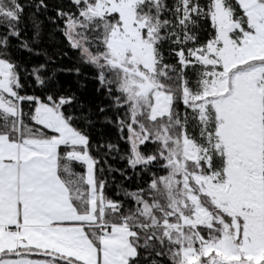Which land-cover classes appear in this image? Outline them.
<instances>
[{"label":"rangeland","instance_id":"374dc122","mask_svg":"<svg viewBox=\"0 0 264 264\" xmlns=\"http://www.w3.org/2000/svg\"><path fill=\"white\" fill-rule=\"evenodd\" d=\"M143 1L88 3L78 14L67 16L68 39L78 50L80 60L96 69L104 85L113 83L108 78L110 71L120 72V83H113L120 93L112 102L114 108L126 109L130 115L126 125L130 163H144L146 158L140 147L146 140L161 144L164 158L161 181L169 191V205L176 215L175 223L164 221V225L179 263L264 264V0H237L247 18L246 30L222 0H214L216 38L191 54L196 62L213 66L202 91L192 96L199 116H207L212 108L219 120L216 147L223 156L224 168L223 172L206 174L193 172L189 163L201 164L203 169L202 164L210 166V154L185 131L177 137L165 124L152 132L141 125L144 107L150 108L149 116L155 119L170 114L172 101L157 80L154 28L137 14ZM114 12L120 22L109 33L105 52L96 54L81 30L88 27L92 18ZM180 59L184 65L190 62L183 53ZM15 85L18 82L12 65L0 60V110L19 117L21 108ZM37 110V118L56 130V137L48 143H39L40 153H35L18 148L15 141L0 135V163L2 154L8 159L7 165L0 166V173L8 170L15 177L14 183H32L26 186L28 193L56 200L64 185L55 166L57 147L69 142L84 145L86 137L64 119L57 107L40 103ZM44 144L49 154L44 155ZM69 156L86 165L89 212L85 219L94 224V211L101 195L94 183L93 160L86 152L74 151ZM0 190L20 193L19 186L11 187L10 183ZM200 226L208 229L207 238L200 232Z\"/></svg>","mask_w":264,"mask_h":264},{"label":"trees","instance_id":"16d2710c","mask_svg":"<svg viewBox=\"0 0 264 264\" xmlns=\"http://www.w3.org/2000/svg\"><path fill=\"white\" fill-rule=\"evenodd\" d=\"M222 1L246 30L247 18L238 1ZM88 3L94 0H0V60L12 65L18 82L16 95L21 109L28 112L18 119L0 110V135L10 141H50L57 131L33 117L40 103L57 107L64 119L86 137L84 145L57 147V175L78 213L89 211V185L85 163L69 153L86 152L94 163L93 178L101 201L94 211L95 223L86 228L91 242L99 249L105 230L127 225L135 234L130 240L136 249L128 264H180L164 225V221L175 223L176 215L169 205V191L161 181V144L146 140L140 147L144 163H130L126 126L130 115L126 109L114 108L112 102L120 93L113 84L120 83V72L110 71L108 78L113 83L104 85L96 69L80 60L66 34L67 16L78 14ZM213 3L214 0H144L137 8L138 16L154 28L157 80L172 98L169 115L151 119L150 108L144 107L141 125L152 132L165 124L177 137L185 131L210 154V166L202 164L200 169L201 164L189 163L193 172L204 174L223 172L224 168L223 156L216 147V113L211 108L207 116L201 117L192 101L213 69L191 58L195 50L204 49L216 38ZM119 22L114 12L92 18L81 30L94 53L105 52L109 33ZM181 53L189 58L188 64L181 61ZM199 230L208 237V229L200 226ZM29 254L58 264H84L47 252Z\"/></svg>","mask_w":264,"mask_h":264},{"label":"crops","instance_id":"0c3cea01","mask_svg":"<svg viewBox=\"0 0 264 264\" xmlns=\"http://www.w3.org/2000/svg\"><path fill=\"white\" fill-rule=\"evenodd\" d=\"M38 114L34 119L41 123ZM15 142L18 148L40 153L39 143L49 141ZM67 144L71 145L70 142ZM44 147L41 152L49 154L46 144ZM1 156L0 166L3 167L8 164V159L6 154ZM3 172L0 173L1 186L9 183L11 187L19 186L20 193L0 190V264H58L51 259L31 257V252H47L84 264H128V259L135 256L136 249L130 242L133 232L127 225L111 226L109 231H104L100 248L95 247L86 233V228L92 224L87 223L86 213H78L73 207L65 185L60 187V199L47 200L43 195L38 198L27 192L26 186L32 183L18 185L14 183L12 172ZM62 231L69 234L64 236ZM44 245L48 247L46 250Z\"/></svg>","mask_w":264,"mask_h":264},{"label":"water","instance_id":"95a60500","mask_svg":"<svg viewBox=\"0 0 264 264\" xmlns=\"http://www.w3.org/2000/svg\"><path fill=\"white\" fill-rule=\"evenodd\" d=\"M146 90H147V88L144 91H146Z\"/></svg>","mask_w":264,"mask_h":264},{"label":"built area","instance_id":"2783aa9c","mask_svg":"<svg viewBox=\"0 0 264 264\" xmlns=\"http://www.w3.org/2000/svg\"><path fill=\"white\" fill-rule=\"evenodd\" d=\"M25 113H27V112H25Z\"/></svg>","mask_w":264,"mask_h":264}]
</instances>
